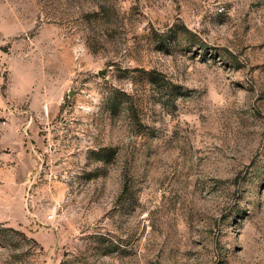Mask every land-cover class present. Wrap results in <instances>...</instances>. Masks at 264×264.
<instances>
[{
	"label": "rangeland",
	"instance_id": "obj_1",
	"mask_svg": "<svg viewBox=\"0 0 264 264\" xmlns=\"http://www.w3.org/2000/svg\"><path fill=\"white\" fill-rule=\"evenodd\" d=\"M0 264H264V0H0Z\"/></svg>",
	"mask_w": 264,
	"mask_h": 264
},
{
	"label": "water",
	"instance_id": "obj_2",
	"mask_svg": "<svg viewBox=\"0 0 264 264\" xmlns=\"http://www.w3.org/2000/svg\"><path fill=\"white\" fill-rule=\"evenodd\" d=\"M103 71H100V73H102Z\"/></svg>",
	"mask_w": 264,
	"mask_h": 264
}]
</instances>
